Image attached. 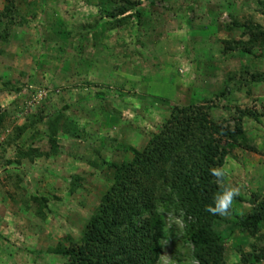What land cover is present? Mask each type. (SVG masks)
Listing matches in <instances>:
<instances>
[{
  "label": "rangeland",
  "instance_id": "374dc122",
  "mask_svg": "<svg viewBox=\"0 0 264 264\" xmlns=\"http://www.w3.org/2000/svg\"><path fill=\"white\" fill-rule=\"evenodd\" d=\"M125 1L132 9L111 18ZM13 4L0 15V36L7 34L0 39V264H63L50 250L80 238L111 182L107 163L143 148L172 105L208 99L213 121L244 115L242 129L259 152L229 147L224 180L245 201L230 211L243 216L249 199L264 196V46L231 49L248 31L264 30V0ZM71 177L79 179L75 188ZM163 217L156 264H193L186 219ZM213 229L225 264L264 251V225L256 241L231 215Z\"/></svg>",
  "mask_w": 264,
  "mask_h": 264
},
{
  "label": "trees",
  "instance_id": "16d2710c",
  "mask_svg": "<svg viewBox=\"0 0 264 264\" xmlns=\"http://www.w3.org/2000/svg\"><path fill=\"white\" fill-rule=\"evenodd\" d=\"M1 1L5 3L0 15L14 8L13 0ZM130 9L132 4L125 1L110 17L123 16ZM253 28L261 29L257 25ZM247 33L248 40L235 42L231 49L250 54L251 47L264 46V30ZM6 37L4 34L0 39L5 41ZM226 90L224 85L223 92ZM207 100L172 105L143 148L130 149L128 161L107 163L113 170L111 182L86 220L80 238L66 237L50 253L64 257L63 264H156L165 239L163 215L168 213L186 219L185 240L192 247V260L225 264L223 241L213 229L220 216L205 210L220 190L209 168L223 166L229 147L259 151L242 129L244 115L232 123L213 121ZM252 118L257 116L252 114ZM49 143L53 146L54 140L49 138ZM78 180L71 177L70 187L75 188ZM237 201L245 202L238 196ZM248 202L247 214L235 216L230 211V215L240 230L256 241L259 227L264 225V196H253ZM263 252H248L239 261L247 264L251 257L256 264L264 259Z\"/></svg>",
  "mask_w": 264,
  "mask_h": 264
},
{
  "label": "clouds",
  "instance_id": "9594fccd",
  "mask_svg": "<svg viewBox=\"0 0 264 264\" xmlns=\"http://www.w3.org/2000/svg\"><path fill=\"white\" fill-rule=\"evenodd\" d=\"M209 172L215 177L220 190L213 196V202L207 205L205 210L212 215L226 217L230 215L235 198L240 195V188L224 183L225 177L229 174L226 167L213 166L209 168ZM193 264H199V262L193 260Z\"/></svg>",
  "mask_w": 264,
  "mask_h": 264
}]
</instances>
